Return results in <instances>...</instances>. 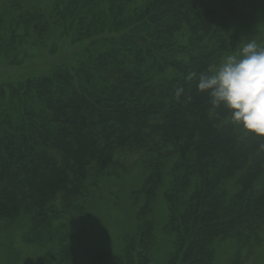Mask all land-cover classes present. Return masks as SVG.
I'll list each match as a JSON object with an SVG mask.
<instances>
[{
    "label": "trees",
    "instance_id": "obj_1",
    "mask_svg": "<svg viewBox=\"0 0 264 264\" xmlns=\"http://www.w3.org/2000/svg\"><path fill=\"white\" fill-rule=\"evenodd\" d=\"M48 8L6 4L0 52L17 53L57 26L72 44L92 41L74 66L0 83V228L56 243L58 264L106 257L83 231L86 198L121 178L123 156H137L145 170L133 192L138 230L118 264H157V200L172 236L164 264H215V246L229 242L237 251L227 264H242L264 241V140L244 137L186 76L255 37L264 0H53Z\"/></svg>",
    "mask_w": 264,
    "mask_h": 264
},
{
    "label": "rangeland",
    "instance_id": "obj_2",
    "mask_svg": "<svg viewBox=\"0 0 264 264\" xmlns=\"http://www.w3.org/2000/svg\"><path fill=\"white\" fill-rule=\"evenodd\" d=\"M52 1L0 0V15L4 6L13 2L20 3L22 8L38 7L50 15L48 6ZM251 29L255 37L249 40L259 39L264 43V13H257ZM86 41L83 44H72L70 35L63 28L58 26L49 28V31L40 37H32L31 42L19 43L17 53L0 52V83L23 79L31 73H45L61 64L74 66L76 57L92 39ZM141 161L137 156H123L121 162L125 172L121 174V178L105 180L98 190L92 189L89 192L82 221L85 227L83 231L88 238L96 237L98 243L106 246L110 253L98 259H90L84 254L78 257L75 264H118L127 241L138 230L139 205L135 202L133 192L144 182L145 170ZM56 207L63 209V202L60 199L56 202ZM154 208L155 211L150 217L156 224L157 240L151 257L153 262L164 264L171 251L172 236L165 232L167 216L163 210L162 200H157ZM70 222L69 220L62 222L63 229L70 228ZM22 234L23 228L20 226H1L0 264H58L54 255L58 254L56 243L50 245L29 242ZM233 245L229 242L215 246V264H227L228 260L231 261V257L237 251ZM242 264H264V241L248 259L243 260Z\"/></svg>",
    "mask_w": 264,
    "mask_h": 264
},
{
    "label": "clouds",
    "instance_id": "obj_3",
    "mask_svg": "<svg viewBox=\"0 0 264 264\" xmlns=\"http://www.w3.org/2000/svg\"><path fill=\"white\" fill-rule=\"evenodd\" d=\"M194 79L197 90L208 94L213 108L229 111L230 123L244 137L264 140V46L256 39L246 40L198 77L189 72L186 80ZM184 91L183 87L176 89L177 100ZM259 148L264 150V143Z\"/></svg>",
    "mask_w": 264,
    "mask_h": 264
}]
</instances>
